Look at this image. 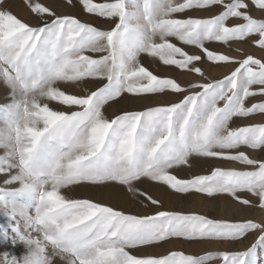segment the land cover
Here are the masks:
<instances>
[{"label":"snow or ice","instance_id":"1","mask_svg":"<svg viewBox=\"0 0 264 264\" xmlns=\"http://www.w3.org/2000/svg\"><path fill=\"white\" fill-rule=\"evenodd\" d=\"M78 2L113 26L102 30L39 0H25L39 20L35 25L0 8V80L11 95L0 105V175L7 177L4 185H18L0 187V215L9 222L0 224V242L24 247L19 255L0 253V264H264V223L168 210L130 214L67 195L77 186H119L145 207L162 208L139 187L148 181L174 194L226 195L264 210V158L245 151H264V123H236L264 116V58L237 59L207 46L251 42L264 50V18L250 11L264 14V0ZM213 8L219 11L207 18L177 16ZM143 54L200 79L185 86L154 74L141 62ZM205 60L236 67L210 79ZM126 94L176 100L108 117L106 106ZM191 157L244 168L216 167L190 179L173 174L191 166ZM240 193H250L256 204ZM250 232L259 235L242 251L136 254L173 239L231 242Z\"/></svg>","mask_w":264,"mask_h":264},{"label":"rangeland","instance_id":"2","mask_svg":"<svg viewBox=\"0 0 264 264\" xmlns=\"http://www.w3.org/2000/svg\"><path fill=\"white\" fill-rule=\"evenodd\" d=\"M61 3H64L66 5V0H59ZM20 3L24 7L28 8L29 10L27 11L28 14L34 18L35 22H39L38 18L31 12L30 8L27 6L25 3V0H0V8L2 9H7L11 11V6H13L14 3ZM95 2H103V0H95ZM66 12H63L61 14H69V15H74L77 18H79L83 22H88L93 24L94 26L102 29V30H107L110 29L113 25L109 21L105 20L104 18L96 17L91 14H87L84 12L83 8L79 4L78 0H73V6H66ZM205 11L207 13H205ZM219 11V9L213 8L210 10H190L186 13L182 14H177L180 18H186L188 16L191 17H197V18H207L211 15L216 14ZM251 14L257 18H264V14L259 12V10L255 9L254 7L250 9ZM12 12V11H11ZM15 14V13H14ZM16 15V14H15ZM17 16V15H16ZM20 18L22 21L27 22L23 18L17 16ZM234 21H229V23H233ZM179 45L178 41H174ZM210 49L216 50L219 53L227 54L231 57H235L237 59H243L246 55L252 54L256 56L257 58H264V50H260L258 47L254 46L251 42H230V46L224 45L219 42H211L207 45ZM186 51L192 52V51H198L194 50L190 47L185 48ZM141 62L149 68V70L153 71L154 74L160 75V76H168V77H174L177 78L180 76V73L177 69H175L172 66H165L158 60H154L153 58L147 56L146 54H143L141 56ZM168 67V68H167ZM202 67L205 71V74L210 78V79H220L224 75L229 74L234 68L236 67L235 64H228V65H223L221 64L220 66H215L211 64L210 62H207L206 60L203 62ZM165 68L164 71L162 69ZM169 72H167V70ZM173 72H171L170 71ZM174 70V71H173ZM171 72V73H170ZM179 75H178V74ZM173 74V75H171ZM177 74V75H175ZM191 79H185L186 82L188 81H197L200 78L197 76H191ZM178 79V78H177ZM179 80L182 83L186 82L185 80H181L179 77ZM184 81V82H183ZM89 85L92 86V88L95 87L94 84L89 83ZM126 101H120L118 104L113 103L115 105V110L113 111V114L109 116L110 118L120 114L121 111H143L144 109L148 107H153L157 106L159 104H166L169 101H174L176 100L175 96L169 97L172 95H145L144 97H135L126 94L125 95ZM153 97V98H152ZM132 100H131V99ZM141 98H145L144 100H141ZM136 100V101H133ZM141 101H137V100ZM260 98L257 97V100ZM125 100V99H123ZM131 100V101H130ZM2 105V104H0ZM53 108L59 107L56 103H53L51 105ZM109 106H106V108ZM236 123L238 125H249V124H259V123H264V116L257 114L253 116L250 119H244V120H237ZM245 151L248 152L250 156L253 158H264V151H250L245 149ZM4 152L3 149H0V155ZM191 166L184 165L181 166L180 168H176V170H172L173 174H176L180 178H185V179H190L194 175H207L210 174V171L213 168L216 167H221V168H238V169H243L244 166L240 165L235 162H226L221 159H216V158H200V157H191ZM2 179H0V187H18V185H4L3 181L7 179V177L3 178L4 175H0ZM152 183V182H151ZM153 184V183H152ZM155 185V184H154ZM164 189H166L164 187ZM167 198L169 200V203H166L163 201L162 202V208L159 206H152L149 205L147 207L144 206V203H141L144 207L145 210L142 211L141 214L139 215H151L157 210H168V211H181L185 213H197L201 215H205L209 218L212 219H225V220H232V221H244L251 219L257 223H264V219H261V211L259 207H253V206H244L241 205L238 202L234 203L237 205V212L235 215L232 216V218H224L220 217V207L221 203L223 201V197L225 195H220L216 198H205L202 195L199 194H193V195H185V194H174L171 192V190L166 189ZM241 196L244 198H247L249 200L253 201V204H256L255 198L250 194V193H240ZM165 197V198H166ZM200 197L201 200V205L199 207L194 206V198ZM76 199H83V198H76ZM222 200V201H220ZM232 200V199H231ZM96 201V200H94ZM139 202L137 200H134L131 202L125 209V212L130 213V214H138L136 210V205ZM252 209H257L256 212L252 211ZM8 220L0 215V224L7 226L8 225ZM14 233H12L11 228H9V236H13ZM259 235V232H250L246 237H244L241 240L238 241H215V240H203V241H192L188 242L183 239H174L176 241V244L174 247L170 249H165L161 250L158 252H153V251H148L145 247L146 251L145 252H140L139 250L136 251V254L138 255H145V254H155V255H164L167 254L169 251H183L185 254H190V255H204L209 252H218L222 250H228V251H242L245 250L247 247H250L252 243L255 242L256 237ZM163 244V243H162ZM184 245H187V249L184 247ZM198 245V246H197ZM185 248V249H184ZM23 245L17 244L15 247H12L11 243H2L0 242V253H3L5 251H11L16 254H21L22 252ZM189 249V250H188ZM209 264H221L219 260H212L209 261Z\"/></svg>","mask_w":264,"mask_h":264},{"label":"bare ground","instance_id":"3","mask_svg":"<svg viewBox=\"0 0 264 264\" xmlns=\"http://www.w3.org/2000/svg\"><path fill=\"white\" fill-rule=\"evenodd\" d=\"M39 2L44 3V4L48 5V6L54 7L57 10L58 13L66 12L65 10L67 9L66 5L64 3H61L59 0H39ZM10 8H11V11L13 13H15L17 16L23 18L24 20H26L28 23L33 24V25L39 23L38 21L35 22L34 18H32L30 13L28 14L27 11L29 9L24 7L20 3L16 2ZM205 13H207V12L205 11ZM164 70H165V68L162 69V71H164ZM170 71H171V69H170ZM167 72H169V71L167 70ZM177 74H175V75H177ZM171 75H173V74H171ZM179 77H180L181 80L191 79L192 78L191 76L181 75V74H180ZM179 77H177V78L179 79ZM185 82H186V80H185ZM88 86L92 87L89 84H88ZM169 97H173L174 98V96H169ZM124 99L125 100H122V101L125 102L126 99H127L126 96H125ZM135 99H136V97H135ZM141 100L145 101V98H141ZM141 100L139 99L137 101L139 102ZM127 101H128V99H127ZM133 101H136V100L133 99ZM10 102H11L10 89L4 84V82L2 80H0V104L6 105V104H8ZM115 105H116V103H115ZM115 105L111 104V105H109V107L106 108V115L108 117L113 114V111L115 110ZM173 170L175 171L176 169H173ZM5 177L6 176L4 175L3 178H5ZM0 179H2L1 176H0ZM139 187L141 189H143V190H147L148 192H150L154 196V198L160 199L161 202L164 201L165 204L169 203V200L166 197L168 193L166 192V189H164V187L156 186V185H154V184H152L151 182H148V181H145L143 184H140ZM67 195L71 196L72 198H83V199L96 200V201L101 202V203H106V204L112 205V206L117 207L118 209H122L124 211H125L126 207L131 202H133L134 200H137V202H139L136 205L137 206L136 210H137L138 214H141L142 211L145 210V207L140 203L141 201L139 199H137L136 197L132 196L131 193H128L125 188L119 187V186L110 187V188H101V187H96V186H91V185L77 186V187H75L73 189V191L68 192ZM201 200L202 199L200 197L194 198V202H195L194 206L199 207L201 205ZM220 201H222V200H220ZM237 209H238L237 205L234 203V201L231 200L230 197H227L225 195L223 197V201L221 203L219 216L227 218V219L232 218V216L235 215V213L237 212L236 211ZM252 211L256 212L257 209H252ZM261 215H262L261 219H264V210L261 211ZM175 244H176V241L173 239V240H170L169 242H166V243L154 246V247H148L146 249L148 251H153V252L156 251V252H158V251H161V250L170 249V248L174 247ZM184 247L187 249V245H184ZM146 249L142 248V249H139V251L140 252H145ZM23 251H24V247L22 249V252H20V253L22 254ZM57 264H63V262L57 261Z\"/></svg>","mask_w":264,"mask_h":264}]
</instances>
